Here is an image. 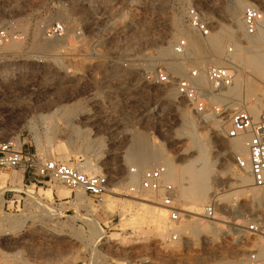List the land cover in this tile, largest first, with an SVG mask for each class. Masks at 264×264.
I'll use <instances>...</instances> for the list:
<instances>
[{
  "label": "rangeland",
  "instance_id": "374dc122",
  "mask_svg": "<svg viewBox=\"0 0 264 264\" xmlns=\"http://www.w3.org/2000/svg\"><path fill=\"white\" fill-rule=\"evenodd\" d=\"M242 1L243 8L255 6L264 17V0ZM189 8L203 14L212 32L220 28L230 33L219 58L212 60L216 47L185 25ZM238 8L236 0H0V29L7 33L0 41V142L16 144L35 155L38 163L54 158L78 168L89 161L97 172H83L110 178L109 191L94 200L82 190L37 178L27 166H0V190L5 191L0 196V264L241 263L256 244L248 225L261 216L264 205L249 201L256 186L241 182L243 170L236 166L238 154L232 147L239 138H226L227 124L221 126L222 132L216 130L220 126L212 129L213 116L201 120L178 101L174 86L148 85L140 75L149 67L171 71L176 61L172 44L180 37H187L190 47L185 72L197 64H225L227 47L234 46L231 58L239 66L234 85L221 100L230 98L235 107L254 101L259 106L264 61L254 68L251 58L264 60V33L256 43L259 31L253 36L230 32L231 16L243 23L244 9ZM56 24L64 26V36L48 35ZM147 63L152 65L146 67ZM205 87H210L208 81ZM66 105L75 112L70 110L67 116ZM96 105L113 111L94 113ZM185 107L197 119L193 140L186 133L190 128L183 117ZM77 132L81 141L67 146V138ZM140 138L161 157L141 169L131 160L137 155L134 142ZM114 141L118 142L110 143ZM195 142L207 148L180 154L193 149ZM203 155L210 162L212 182L208 196L197 202L183 197L189 189L184 167ZM169 159L171 168L165 164ZM159 164L167 167L184 213L179 222H172L166 211L165 229L134 202L146 198L161 204L160 198L130 190L140 184L139 173H129L131 168L141 172ZM15 174H22L21 181L9 179ZM5 177L7 190L2 184ZM31 188L40 201L29 196ZM108 197L111 208L104 204ZM209 205L225 232H209ZM186 226L191 227L185 230Z\"/></svg>",
  "mask_w": 264,
  "mask_h": 264
},
{
  "label": "built area",
  "instance_id": "2783aa9c",
  "mask_svg": "<svg viewBox=\"0 0 264 264\" xmlns=\"http://www.w3.org/2000/svg\"><path fill=\"white\" fill-rule=\"evenodd\" d=\"M263 14L252 5L244 8L242 20L247 36L257 33L262 22ZM185 25L197 33L201 38L207 39L211 32L209 22L204 19L203 14L196 8H189L186 12ZM65 28L62 24L48 31L50 37H62ZM7 38L5 30L0 29V41ZM174 60L186 62L191 59L189 56V41L187 37H180L172 44ZM227 58L225 64L219 65H193L184 74L176 75L168 68H150L151 63L145 64L149 67L141 72L142 80L145 84L155 83L164 86H174L176 98L184 102L202 120L205 116H213L221 119L228 125L225 136L228 139L246 137L248 156H236L235 162L239 169H247L253 178L256 187L264 191V97L260 100V111L254 116L247 108L246 104L233 106L230 100L222 101L225 94L234 85L239 64L233 62L231 56L235 54L234 46L227 47ZM174 61V62H176ZM172 63V62H171ZM202 73L205 74L210 87H202L198 80ZM94 113H105L113 109L94 106ZM118 141L110 142L116 143ZM27 166L31 173L37 178L46 180H56L72 190H82L94 200L102 199V196L109 191L110 178L107 174L92 175L81 171L54 158L38 163L35 155L25 153L12 142H0V166L18 168ZM131 174L139 173V187L132 186L131 191L140 194L142 192H152L160 198L161 206L168 210L169 218L172 222H179L183 214L178 206L177 188L169 180L167 167L159 164L139 172L136 168H131ZM155 195V196H156ZM207 216L214 217L213 205L206 208ZM248 231L252 234L256 244L242 259L240 264H264V218L254 219L248 225ZM175 237V236H174Z\"/></svg>",
  "mask_w": 264,
  "mask_h": 264
},
{
  "label": "bare ground",
  "instance_id": "6f19581e",
  "mask_svg": "<svg viewBox=\"0 0 264 264\" xmlns=\"http://www.w3.org/2000/svg\"><path fill=\"white\" fill-rule=\"evenodd\" d=\"M236 3L240 7V9H241V7L243 8L244 3H243L242 0H236ZM235 7H237V6H235ZM233 11L234 10H232V12ZM204 19H205V17H204ZM230 21H231V25H230L231 26V29L229 30L230 32L234 33L235 35L238 34V33H240V32H242V33L245 32L244 24L241 22L240 19L235 18V16H231V20ZM258 31H259V33L261 35L258 34L259 36L257 35V38H255V42L256 43H259L260 42V40L262 38L260 36H262V34L264 33V17L262 19V22H261L259 28H258ZM229 35H230L229 32L222 31L220 28H219V30H217L215 32H211V34L207 38V40H208L209 44L211 43V44H213L216 47L215 48V52L216 53L214 55H212V58L213 59L210 56V58L212 60H215L217 57L219 58L220 46H221V44L223 42V39L225 38V36H229ZM165 52H167V51H165ZM263 61H264L263 59L261 60V59H259V57L257 55H255V56H253L251 58V65L254 68H260L261 65H262L261 63ZM184 63L185 62H181V61L180 62L173 63V66L170 68L171 71H172V73H176V74L180 73L181 74V71H184L185 70ZM186 69H187V67H186ZM203 75L204 74H202L201 78L198 80V83L202 87H205L206 84H207V81H206L207 79H205V77ZM168 94L170 95V94H172V92H168ZM225 96H227V95H225ZM222 99L224 100V98H222ZM225 99H226V97H225ZM236 100H237V98L234 97V98L231 99V102L232 103H235ZM73 104L74 105H77L75 103H73ZM71 105H72V103H71ZM71 107H69V105H66L64 107V109L63 108L62 109H63V111L65 110V113H67L68 111L72 110ZM247 108L250 110V112L254 116H257L258 115V113H259V106H258V103L257 102L254 101L251 104L249 103V105L247 106ZM74 110H72V111H74ZM183 111H185V114L183 115V117L186 120L185 123L190 128L189 131H187L186 133H187L188 137L193 140L194 130H195L194 127L196 125L197 119L191 113H188L189 110L187 108H186V110L183 109ZM70 113H71V111H70ZM67 116H68V113H67ZM63 117L66 118V116H63ZM206 117H208V116H205L204 118H206ZM219 122L221 123L222 120L220 119V121H219V119H215V118L212 117L211 120H210V126H211V128L212 129H216L219 126L221 128V126H223L224 123L220 124ZM220 128H218L216 130L218 132H222V128L221 129ZM81 138H82V136L80 135L79 132H77V134H76V136L74 138H70V137L67 138L65 144L67 146L77 145L78 142L81 141ZM181 138H184V137H181ZM90 139H91V137L86 138L84 140V145L86 147H89L88 143H89ZM176 139L179 140V138H177V137H176ZM231 140H233V139H231ZM246 141H247V138L246 137H239V141H237L235 143L234 142L232 143L233 150L236 151L238 155H240V156H242L244 158H246L248 156V147L246 145ZM134 145L138 146L137 147V150H136L137 155H135V156L133 155V157L131 158V160L137 162L138 163L137 164L138 165V168H140V169L141 168H145V167H149V162L150 161H157L158 159L161 158L157 154L158 151L156 152V150H154L153 148L149 147V143L146 140H144V139H141V138L140 139H136L135 142H134ZM206 148L207 147L202 142H200V143L199 142H195V145H194L193 149L191 147L185 148V149L182 150V152L180 154L189 155V154H191L193 152L194 149H197V151L198 150L199 151H202V150H205ZM136 152H135V154H136ZM165 164L169 168L173 167V163L171 162L170 159H169V161H166ZM84 165H85L84 167H78V169H80L81 171H87V170L89 171L90 170L91 173H96L97 172L94 169V166H92L93 164L89 163V161H87ZM184 169H185V172H186L185 179L187 180L186 183L188 184L189 189H187V191H186V193H185V195L183 197L185 198L187 196H191V199H194V201H197V202H201L202 201L203 202L205 200V198L208 196V193L210 192V185H211V182H212L211 179H210L211 178V174H210L211 173V170H210L211 169V165H210V162H209L208 158L206 157V155L205 156L203 155V156L197 158L194 161H190V163H188L184 167ZM241 171H242L241 182L243 184L250 183L251 185L255 186L254 183H253V178H252L251 174L249 173V171L247 169H241ZM167 176H168V173H167ZM133 182H134V180H133ZM226 186H229V185H226ZM3 191L4 190H0V196L3 194ZM27 193L32 198H35V200L40 201V197L37 196V195H39V193L37 191H35L34 189H32V188L31 189H28L27 190ZM45 193H46V196L47 197L48 196H51V191L45 190ZM46 196H44V197H46ZM78 197H80V195H78ZM263 197H264L263 196V193H261L260 191H258L256 189V187H252L251 193L248 194L249 201H251L255 206H258V207H261L262 205H264V199H263ZM130 200L132 201L133 199H129V201ZM134 202L136 204L140 205V207L142 206L141 208H145L147 211L151 212L150 214H152L151 215L152 216V219H154L156 222H158L164 229L166 228V226L168 225L167 224L168 221H167V212L166 211H168V210L165 209V208H163L161 206V204L154 203L153 201H150L149 199H146V198L136 199V200H134ZM150 202H153V203H150ZM104 204H105V206L107 208H111V204H112L111 199H109V197H108ZM145 209H143V210H145ZM252 209H253V207H252ZM195 214H198L199 215L201 213H195ZM260 215L261 216H258L257 219L259 217L264 218V211ZM214 220H215V217H212V220H209L208 221L211 224V230L209 232H211V233H215V232H219V231L220 232H225L223 229H221V228L218 227V225H217L218 222H216ZM190 227L191 226H186V227H184V229L185 230L186 229H190ZM195 229L202 230V227L199 224L196 223L195 224Z\"/></svg>",
  "mask_w": 264,
  "mask_h": 264
},
{
  "label": "crops",
  "instance_id": "0c3cea01",
  "mask_svg": "<svg viewBox=\"0 0 264 264\" xmlns=\"http://www.w3.org/2000/svg\"><path fill=\"white\" fill-rule=\"evenodd\" d=\"M9 179L12 180V181H15V182H17V181L19 182L22 179V174H15V175H13L11 177L9 176ZM6 181H8V177L3 178V180H2L3 188H5V190L8 189V188H6L7 187V185L5 184Z\"/></svg>",
  "mask_w": 264,
  "mask_h": 264
}]
</instances>
